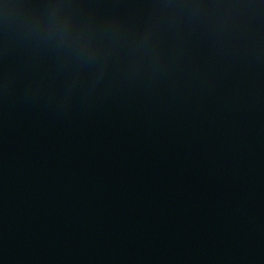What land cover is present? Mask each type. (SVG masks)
<instances>
[{
	"label": "water",
	"instance_id": "95a60500",
	"mask_svg": "<svg viewBox=\"0 0 264 264\" xmlns=\"http://www.w3.org/2000/svg\"><path fill=\"white\" fill-rule=\"evenodd\" d=\"M0 264H264V0H0Z\"/></svg>",
	"mask_w": 264,
	"mask_h": 264
}]
</instances>
